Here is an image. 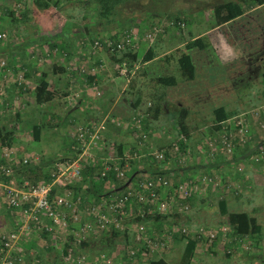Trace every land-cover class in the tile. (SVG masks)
Returning a JSON list of instances; mask_svg holds the SVG:
<instances>
[{"label": "rangeland", "instance_id": "1", "mask_svg": "<svg viewBox=\"0 0 264 264\" xmlns=\"http://www.w3.org/2000/svg\"><path fill=\"white\" fill-rule=\"evenodd\" d=\"M20 1L23 0H0V33H4L6 35L5 39L0 40V47H6L5 43H8L9 45H16V43L23 41L24 38L25 40L28 39L29 35L26 34L27 31L23 23L21 24L20 22H15V20L17 19L27 17L25 8L20 5ZM63 1H65L63 2L64 5L62 4V6H60L59 8L54 7L52 4H50L52 11L51 18H53L51 20L53 22L50 23L49 26L44 27L50 29L36 31L37 34H35V36L44 35V33H48L52 29L56 31H61L62 27L68 29L71 27V25H78L82 27L84 21L89 19V17L91 19L90 21L92 22L93 27L97 26L98 15H95L94 11H92L95 5H89V2L87 3V1L89 0ZM229 1L232 0H133L128 4H125V11L123 12L130 17H135V23L138 24H145L147 13H152L153 15L161 13V16H163L162 21L164 23H166L167 21H177L179 18H181L180 20L186 23V27L184 29L167 28L165 35L157 37L154 42L150 43L144 41L140 44L139 48H141L139 50H147L148 48L153 47L159 54V56L157 57L158 59L151 64L152 66H154L152 67V69H154V72L151 71L150 76H142L143 73L141 70H139L137 72V75L135 76L136 80L140 77V79H138V82L141 84L143 89L142 94L145 98L144 103L146 102V98L151 95V91L152 93L154 92V95L159 96L160 94L163 95L162 92L168 89L167 87H160L158 85V87H155L152 81L155 76L158 75V73H164L169 68L168 72H170V74L178 76L179 69L177 70V67L175 70H173L175 66L173 64V60H175L176 65H178V53L175 52V50L179 46H182V42L187 37L186 35L188 30V23L192 24L191 27L194 29V32H197L201 29H206L205 27H211L215 25L216 21L213 15L214 7L222 5L225 2ZM203 15L206 16L210 22L208 25L202 24V27H200V25H197L199 24L197 20H199L201 16L203 20ZM158 19L161 20V17ZM159 20H155L154 22H157ZM147 22L148 20H146V23ZM117 31L118 29L110 32L109 34L114 35ZM206 37L209 38L208 36ZM17 38L22 39L17 40L16 42ZM86 38H88V36H86ZM58 44L60 45V43ZM17 51V49H14L11 53ZM87 51L90 52L91 57L93 58H97L98 56L102 55L101 58L105 60L106 65L104 69L105 71H110V73L112 74L111 77H121L119 73L114 70V64H112L111 61L108 60L111 59V53H109L106 48H103L98 52L90 49H88ZM44 53L45 50H36L30 55L31 62L29 58H25L23 62L21 60L22 63L18 62L17 64H12L16 61L13 60V57H17L16 53L13 54L14 56L6 53H0V59L10 60L11 64L16 65V67H23L22 64L25 63H29L31 67H34L36 65L38 66V64L40 63L41 66H39V69H41V71H39L41 72V74L52 73L54 66L59 67L58 64L61 57L58 56L54 58L55 56L51 55L50 53H47L48 56L44 55ZM214 54H216L215 51ZM165 55H172L173 57V59L171 58L168 62L169 67L166 61L159 60ZM103 56H105L106 59L103 58ZM215 61L218 62V60ZM262 63L263 61L261 62V64ZM90 66L95 67L93 72H95L96 70L103 71V69L99 65L96 66V64L94 63H91ZM44 69H47V71H44ZM149 69H151V67L148 68V71ZM260 69L261 68H258V70ZM164 74H166V72ZM202 79L205 83L206 77H203ZM210 79H215V76L211 75ZM181 85L177 89L173 88L167 90L168 97L170 96L172 99L169 106H164V108L166 109L165 114L162 113L158 119H154V117L151 118V124L153 125L154 132L152 131V127L146 128L148 132L152 133L149 136V142L147 143L148 146L145 148V150L148 152H154L164 148V145L166 147H170L176 137L175 131L179 130L177 124L175 123V119H173V117L171 116V113L180 112V110L182 109H187L190 111V115L188 118H186V123L192 129L195 127L198 128V130L194 132L192 139V143L195 145L196 151H193L190 160L191 162L197 159L200 160L201 158H203L202 156L204 154L207 155L208 152H210V149L208 148L209 146H207L206 143H203L202 140L203 137H206V135H203L205 128L200 129L199 127H202L205 124L209 126L212 125L213 120L211 117V106L213 104L214 107L215 105L228 104L230 101V97H232V95H236L234 94L236 91H240L243 96L241 98L237 96L238 99L235 102V105L231 106L240 114H250L252 113L253 108L256 107L255 105L257 104V102L260 100L259 97H257L260 94V90L264 89L262 79L253 75L244 76V78L241 79V82L237 85H235V83L227 84V82H225L224 84L220 83L216 86V88L211 89L208 87L204 88L203 86V88L199 89L200 91L198 90L195 93H192L195 90L194 87H191L189 85L187 86L186 83ZM183 87H186V92ZM153 89H156V91H158L159 93L157 94V92H155V90ZM136 93L137 92L134 91V95ZM26 98H28V100H25L27 105H24L23 107H18L19 103H17V101H15V104L14 102H12L11 104V102L8 101V105H6L5 102L4 107L6 113H0V122L5 124L9 129L17 127L16 142L14 144L15 146L13 147L15 156L17 158H21L24 155H29L34 159H37V161L35 162L36 164L32 166L34 167L45 165L43 167L44 171L49 174L54 170V164L60 161L63 157H66L67 154H69L68 147H70L71 144V137L69 136V134H67L69 133L67 131L71 129V126L69 125V123H67L68 118L66 119L69 110L66 109V106L63 103L64 101L61 102L60 99L54 100L53 103L50 104L37 106L35 103H31L29 96ZM122 98L128 103L129 95H122ZM94 100L95 99H93L92 97L90 98V101ZM143 107L144 108L142 109L144 111L148 110L149 108L146 107V105H144ZM120 108L125 110L128 109L123 108L122 106H120ZM9 109H12V112H9ZM110 109L111 106L106 104L104 107H101L95 112H97L96 115L100 114L98 115V117H100L101 119L105 118L106 120L107 118L104 130L113 136L112 142H114L115 144L124 143L125 145H127V150H130L132 146H135L133 132L130 131V128H126V131L132 132L133 138L131 137V140L129 136L122 135V133L120 132L122 126H119L117 122L115 124V122L108 120L110 119V116H108V112H110ZM92 113L93 112L87 113L86 116L89 119L83 121H94ZM260 120L261 119L259 118L254 119L255 128L253 130V133L249 134L251 135V139H249L246 144L240 147L239 152H237L236 150L232 154L226 156L221 150L218 155L219 161H229L230 164H227L226 166L222 165L214 172L213 176L217 177V186L213 184H201L198 192L195 194V198L191 200V210L188 214L180 215L178 217L174 216V218L170 217L160 224H158L159 222L157 223L154 221L144 223L139 222V220L137 221V223L143 224L146 229L150 228L152 231V234H150V236L156 237L157 235H159L160 238L161 234L159 232L163 230L167 233H177V235H180L178 233L181 226H185L193 231L198 227H211L215 230H219L221 226L224 229L227 228L226 224L228 214L225 211H223V214L221 213L219 204L220 201L226 200L232 208H229L230 211L240 209L246 210L250 213L253 212L259 219V223L264 226V183L262 177L264 176V154L258 151L256 147L257 144H261V142L264 141V130L260 127ZM119 123H125V121L119 120ZM34 125L42 126V138L38 142L33 138ZM158 134L161 135L159 143L157 141L159 139L157 137ZM197 146H200V149L202 146L205 147V152L200 155L201 150H198ZM115 147L117 148V146ZM244 152H249V155L245 157V163H237L232 165L231 162L235 160V155L239 153L242 155V153ZM5 153L6 147H0V161L2 160V157L5 156ZM132 162L130 164L129 171H133L134 167H137L138 169H149L153 163L149 162L148 160ZM167 164H169L167 166L176 167L178 171L181 169V166H179L180 164L177 163L173 158L168 161ZM248 166H256L263 169L262 171H257L251 174L252 171H250V167ZM15 169H17V171L14 173V177L17 178L18 181L17 185L26 180L31 181L28 178L30 174L29 172L21 170L20 167ZM195 176L199 178V182L202 183V177L205 175L202 176L195 174ZM174 180L176 181L179 179H176L174 177ZM185 180L186 177L180 179L179 181ZM0 181H2V179ZM3 196L4 187H1L0 243L1 235L14 231L17 228L16 230L21 235V238L18 241L16 247L18 248V250H20V252L25 253V256L23 255L24 258L22 257L25 264H133L129 262L126 257L122 258L121 253L118 255L119 251L117 252V249L113 253L109 254L108 244L110 242L107 241V243H103V240L97 239L98 237L102 236L103 231L108 234L109 238H111L110 236L115 232L113 229L102 230L98 232L97 235L101 236L94 237L95 239H97L95 243L97 244V246L95 244L93 246L95 250L91 251V248L86 247L83 252L81 251L79 254L75 255L72 249L68 250L66 248V244L70 243V239L72 238L79 243L81 242L78 240L80 238L75 236L74 231H70L71 235L67 236L65 234L66 236H64V234H61L59 237H53V239L48 236V234L41 233L42 231L36 227V225L30 218L23 216L25 219H20L18 217L21 215H18L16 219H13L11 216H9L8 211L4 206ZM174 213L176 212H173L172 214ZM135 222L136 219H133L130 232L123 230L120 232L122 233L120 238L112 240L118 242L119 248H123V243L127 239V235H129L132 240H134V237L139 235L138 231L136 230L137 225ZM84 237L85 236H82V242L85 239H88V237ZM91 239H93V236L91 237ZM166 240V247L163 250L159 251L160 253L152 252V254H150L148 252L143 253L141 250H138L137 253L141 254L142 257L137 259L134 264H149L153 257L164 258L168 264H179L185 247L184 240L181 236H179L177 239L168 236ZM32 242H35L36 245L32 249H30L29 247ZM257 245L258 248L252 251H247L248 249L245 245L243 247V250L238 248L235 250L236 252L234 255L229 256L228 252L230 251V247H228L227 241L223 240V237L220 236L218 240L211 242L201 240L199 242V246L195 254V259L192 264H264V246L262 243V239L258 240ZM130 246H133V241ZM34 248H37L39 252L38 255ZM260 249L263 251H261ZM255 251H260L262 252V254H257L254 257H247L250 252ZM59 254L60 256H58ZM39 255L41 257H39ZM12 257H17V254L11 251H7L5 253L0 252V264H9L8 261L12 259Z\"/></svg>", "mask_w": 264, "mask_h": 264}, {"label": "built area", "instance_id": "2", "mask_svg": "<svg viewBox=\"0 0 264 264\" xmlns=\"http://www.w3.org/2000/svg\"><path fill=\"white\" fill-rule=\"evenodd\" d=\"M139 25L135 23L126 29L117 41H113L110 37H105L104 42L99 39L90 41L89 38H86L81 41V44L96 51L100 50L105 43L111 53H121L136 49L144 41L154 42L157 37L165 35L167 28L184 29L186 27V23L181 20L167 21L166 23L159 20L150 23L146 29H144V25ZM5 38L6 35L0 33V40ZM50 54L56 57L65 53L54 49ZM12 64L10 60L0 59V96L2 97L6 93L5 84L15 86L23 93L27 92L30 86V82L26 78V70L19 69L14 73L16 65ZM119 73L123 77H130L129 73L133 75V70L129 71L126 64H123L119 68ZM97 95L101 97L102 92L98 91ZM18 99L17 103H19ZM255 118L261 119L260 127L264 130V106L253 109L250 114L242 113L226 121L222 132L204 141L209 146L210 152L207 155L204 154L203 159H214L221 150L224 155H230L238 149V146L246 144L251 139L249 134L253 133L255 128ZM144 120V113L139 111L133 117L132 124L118 123L124 130L130 128V131L135 134L134 149L124 152L123 155L119 154L115 144H108L103 135L104 122L76 123L69 132L71 137V145L68 147L69 154L54 164L49 181L37 184L26 180L17 185V178L14 177V173L17 171L15 168H28L36 164L37 159L29 155L17 158L14 148L6 147L5 156L0 161V178L2 179L0 185L4 187V203L11 209H15L13 213L16 214V218L18 215H21L18 217L20 219H25L23 216L30 218L42 231L41 233L48 234L51 238L59 237L61 234L71 235L70 231H74L75 236L80 238L79 241L83 240L82 236L86 238L97 235L102 230L113 229L130 232L132 221L136 219V230L139 235L134 237L133 246H130L132 248H127L128 257L135 258L138 250L143 253H147L146 250H148L150 254L152 252L160 253L159 251L166 247L167 240L146 236L147 229L143 224L137 223V219L145 217V212H151V209L164 215L173 212L181 215L188 214L191 210L189 201L195 198L201 184L217 186L218 182L217 177L213 175L203 176L202 183L194 175L187 176L185 181L176 182L175 174L171 177L166 175L148 176L146 172L130 179L128 175L132 161L140 162L143 159H149L162 163L167 159V152H170L172 155H176L174 160L182 166L189 162L193 154L190 147L181 153V148L176 143L168 150L162 148L154 152L146 151L145 148L148 146L147 143L152 132L147 131ZM180 139L186 141L184 135ZM188 144L190 145V141ZM205 150L203 147L200 155ZM260 152L264 154V146ZM92 164L98 167L94 181L95 179L105 180L108 182V189H115L122 183L129 184L121 190V193L114 194V197L107 201L87 202L85 197H82L83 192H78L85 190L83 172L88 168L87 166L93 167ZM56 188L61 191L53 196L52 192ZM79 188L82 190L77 191L76 189ZM226 227L223 229L220 226L219 230L211 227H198L193 231L183 226L180 227L179 232L192 233L195 238L202 241H215L219 236L226 241L227 234L231 232L230 227L228 225ZM16 229L1 235L0 252L11 251L17 254V257H12L8 261L9 264H18L23 261L22 252L16 247L21 238ZM241 241L242 247L246 245V248L249 249L247 239Z\"/></svg>", "mask_w": 264, "mask_h": 264}, {"label": "trees", "instance_id": "3", "mask_svg": "<svg viewBox=\"0 0 264 264\" xmlns=\"http://www.w3.org/2000/svg\"><path fill=\"white\" fill-rule=\"evenodd\" d=\"M47 2H49L50 4H52L53 6L59 8L60 5L62 4V0H46ZM133 0H89L87 1V3L89 2L90 4L95 5V7L92 9V11H94L95 15H98L97 21L98 24L96 27H93L92 22L90 21V17L89 19L85 20L83 23V26L80 27L78 25H71L70 28H68V32L65 31H60L58 34L60 36H63V42L59 45L55 39H53V37H49L48 35H37L34 36L33 38H28L24 41H21L19 43H16V45H7V47H0V53H11L14 49H17L19 51H22V49H26L27 47H31V46H44V45H48L50 48H54V47H58L60 46L62 49H64L65 51H69L71 50V43H70V37L72 35V33L75 32V30H77L80 34L84 35V36H88L90 41H93L94 39H99L101 40V42H104L105 37H110L113 41H117V39L121 36V34L128 29L129 27H131L133 25V23H135L136 19L135 17H130L127 14H125L123 11H125V4H128L129 2H132ZM254 4L256 6H261L264 5V0H253ZM245 13L242 5H240L239 3L236 2H229V3H225L219 6L214 7L213 9V15L215 17V21L217 23V25H223L225 23H228L232 20H235L241 16H243V14ZM146 19H145V24H144V29H146L148 27V25L152 22H154L155 20H159L158 18L162 17L161 13H157V15H153L152 13H147L146 14ZM158 17V18H157ZM170 18V16H169ZM172 18V16H171ZM179 18V17H177ZM181 18H179L177 21H179ZM146 20H148V22L146 23ZM185 20V19H184ZM182 21V20H181ZM188 22V21H186ZM115 28V29H114ZM116 34L114 35H110V32H113L114 30H117ZM86 30V31H85ZM103 47L100 48V50H102L103 48H106V44L103 43ZM6 46V45H5ZM86 48V47H84ZM141 48V47H140ZM139 47H137L136 49H130L127 51H123L121 53H111L109 51V53H111V63L114 64V70L119 73V68L123 65L126 64L127 69L129 71L133 70L136 66H138L140 63V65L145 64L149 61H152L154 59H156L159 54L158 52L155 51V49L153 47L148 48L147 50H139ZM193 49H198V50H205V51H210L213 55H214V48L212 46L211 41L209 40V38H207L206 36L197 38L193 41H190L189 43H187L186 45H184V47L178 48L175 50V52L178 53V58H177V63L178 65H176L175 60H173V65L175 70L177 67L178 71V76H175L173 74H170L169 68L165 71L166 74L164 73H158V75L155 76V78L153 79V83L155 85V87H167L169 90L173 89V88H178L180 87L181 84L186 83L187 86H191L194 87V91L192 93L197 92L200 88H216L217 85H219L220 83H224L225 82V76H223V72L221 71V69L219 67H214L212 70H206V72H203L199 66V64L197 65V61L193 58V56L191 55V53H189V51L193 50ZM50 50V49H49ZM63 50V51H64ZM97 52L99 50H96ZM15 53V52H14ZM173 55V54H172ZM172 55H165L163 56L161 59L159 60H164L166 61L168 67L169 64L168 62L170 61V59L172 57ZM157 60V59H156ZM23 61V60H22ZM23 67H25L27 69V64H22ZM21 67V66H20ZM150 66L147 65L146 67L143 66V75L142 76H150V72H154V69H149L148 68ZM24 68V69H25ZM141 69V68H140ZM15 70V69H14ZM138 69L135 70L134 75L131 76V73H129L130 77H123L124 79H128L130 82L129 84V91H127V94L129 95L128 98V107H124V108H129L126 111H128V116H121L119 117L122 121H125L127 123L132 124L133 121V117L137 114V112L141 111L142 113H144L145 115V120H144V124H146V128L148 127H152V131L154 132V128L153 125L151 124L152 119L154 117V119H158L159 116L164 113L165 114V108L164 106H169V104H171V102L167 99L168 97V93L167 90L162 92V94L158 95H154V92L152 93L151 91V95H149L146 100L148 99V101L151 100V102L148 103H144V95L142 94L143 89L141 84L138 82V79H140V77L136 80L135 76L137 75ZM211 75L215 76V79L211 80L210 77ZM28 77L27 74V70H26V78ZM203 77H206V82L204 83V81L202 80ZM46 75L42 76L40 81H38L36 84L35 89L32 91L33 96H34V101L35 104L37 106H43L46 104H50L53 103V101L56 99V94L55 91L52 89L51 84L47 81L46 79ZM262 81L264 84V71L262 72ZM158 85V86H157ZM182 87V85H181ZM185 89V92L187 91L186 87H183ZM151 90V89H150ZM157 94L159 93L158 91H156ZM262 90V89H261ZM260 90V94L257 96L259 97V101L264 103V89L261 92ZM28 91H30L29 89H27V93ZM134 91L137 92L134 95ZM200 91V90H199ZM186 94V93H185ZM234 94L236 95H232L233 98L237 99V96L239 98H241L243 95L240 93V91H236ZM250 102V101H249ZM146 105V107H149L148 110H143L142 108H144L143 106ZM235 105V102H233L232 100L229 101L228 104H220V105H215L214 104L211 106V117H212V125H204L202 127H199L200 129H204L203 135H206V137H203L202 140L205 141L207 139H210L212 137H214L217 133L222 132L224 129V124L226 123V121H228L229 119H231L232 117L238 116L240 115V113L236 110H234L232 108V106ZM256 106V105H255ZM257 107V106H256ZM255 107V108H256ZM253 108V109H255ZM19 115V114H17ZM190 115V111L187 109H182L180 110V112H173L171 113V116L173 117V119H175V123L178 126V131L179 134L176 135L174 142L171 144L170 147H166L164 145V148H166L167 150L170 149L173 144H179L180 148H181V153H184L186 148L190 147L192 152L194 151V149H192V147L188 144V142L193 139V132L197 131L198 128H191L189 127V125L186 123V118H188ZM119 120V119H118ZM118 120L116 121L118 123ZM115 122V123H116ZM76 125V123H73L71 125L74 127ZM42 126L41 125H34L33 127V138L35 141H40L41 140V132H42ZM73 129V128H72ZM16 130L17 127L15 128H7L5 124L0 122V147H10L13 148L16 142ZM133 135L135 136L134 132ZM184 135V137L186 138V141L183 139L179 138ZM107 139V138H106ZM108 144L112 143L115 144L114 142H112L111 140H108ZM264 143V141L261 142V145ZM135 144V143H134ZM71 145V144H70ZM115 146H117V150L119 151L120 155H123L124 152H129V150H127V145H125L124 143H119V144H115ZM134 149V146L131 147V150ZM258 149V147H257ZM240 150V146H238L237 152H239ZM196 151V149H195ZM251 151V150H250ZM258 151H261L260 149H258ZM249 155V152H244L242 153V155L236 154L235 155V161H239L244 159L245 157H247ZM65 157L62 158V160ZM175 159L176 155H172L170 152H167V159L166 161H163L162 163H157L155 161L149 160V159H143V160H148L149 162H153L151 167L148 169H138L137 167L133 168V171H129V178L133 179L136 178L137 175L141 174V173H145L148 176H155V175H166L168 177H171L173 174H176V172L179 171H184L187 169V165H190V163L186 164V165H179L181 166V169L178 171V169L176 167H171V166H167L169 164H167L168 161H170L171 159ZM133 163V162H132ZM157 163V164H155ZM199 165L201 166H211L215 168H219L222 165H225L227 163H229V161H224V160H220L218 156L216 158H210L208 163H202V161L198 160ZM230 164V163H229ZM93 167H89L84 170L83 175H84V179H83V186H85V190H82V188L76 189L77 191H80L78 193H82V197H85V200L87 202H98L100 200H108L111 197H114V194H119L121 193V190L118 191V189H120L121 187L125 186V183H122L120 185H118L117 188L115 189H108V182H106L105 180H96L94 181V178L98 170V167H96L94 164H92ZM45 165H41V166H30L28 168H22L21 170L23 171H27L29 172V179L32 181V184H37L40 182H47L51 179V173L47 174V172L44 171V167ZM198 167V166H197ZM28 169V170H27ZM20 170V169H19ZM215 171H211V173L214 174ZM211 174V175H213ZM61 190H59L58 188L54 189L52 192V195L54 196L56 193H60ZM192 200V199H191ZM191 200L189 201V203H191ZM85 201V202H86ZM5 208L8 211V215L11 217H14V219L16 218V215H14L13 212H15V209H11L10 207H8L5 203H4ZM220 210L221 213L223 214V211H225L228 214V218H227V225L230 227L231 232L227 234L226 236V241L228 243V247H230V251L228 252L229 256H232L235 254V248H241L242 247V241L245 238L252 240L254 242V244H258V240H260L261 238H263L264 234H263V226L259 223V219L255 216V213H250L246 210H229L232 209L230 207V204L227 203L226 200H222L220 201ZM147 209V208H146ZM146 215L145 217H141L138 218L137 220H139L140 222H144V223H148L149 221H154V222H159L158 224L166 221V219H169L170 217L174 216H180V213H174V214H160L158 211L151 209V212H145ZM183 227V226H181ZM114 234L111 235L109 238L108 234L106 232L103 231L102 236L101 235H93V239H91L92 236L88 237V239H85L83 242L81 241L80 243L78 241H76L75 239H70L71 242L66 244V248L68 250H71L75 253V255L79 254L81 251L83 252V250L88 247L91 248L92 250L94 249V244L96 243L97 239L103 240V243H107L110 242L108 244V250H109V254L113 253L116 249L118 252V255L121 253V257L124 258L126 257L127 260L131 263H135L137 259L141 258L142 255L138 254L136 255L135 258L130 259L128 257V253H127V248L130 246V244H132V239L131 237H129V235H127V239L124 241V246L123 248H119V244L118 242L112 241L113 239H117L120 238L122 233H120L121 231L118 230H114ZM129 232V231H127ZM161 235L160 240H166V238L169 237H173L175 239H177L179 236L182 237V239L185 242V247L182 253V257L180 260L179 264H192L194 259H195V254L197 251V248L199 246V242L201 241V239L199 238H195L193 236L192 233L190 234H184L179 232L177 235V233L171 234V233H167L164 230L159 232ZM146 236L150 237V234H152V231L150 228L147 229L146 231ZM175 235V236H174ZM95 236H101L98 237L97 239H95ZM113 237V238H112ZM115 237V238H114ZM156 237H159V235H157ZM220 237V236H219ZM218 237V238H219ZM91 240V241H90ZM218 240V239H217ZM123 242V241H122ZM73 243V244H71ZM35 242H32L30 244V249H32L35 246ZM97 246V244H95ZM255 245V246H256ZM258 246V245H257ZM256 246V247H257ZM36 250L37 255L39 254L37 248H34ZM65 249V248H64ZM145 249V248H144ZM51 250V249H49ZM105 250V249H103ZM126 250V251H125ZM146 250V249H145ZM148 253L149 251L146 250ZM245 251V250H244ZM252 251V250H251ZM64 252V251H63ZM65 253V252H64ZM125 253V256H124ZM127 253V255H126ZM25 253H21V256L24 258ZM257 255V252H250V254L247 257H254ZM60 256V254L58 255ZM108 256V255H107ZM31 257V256H30ZM39 257H41L39 255ZM109 257V256H108ZM251 259V258H250ZM25 260V259H24ZM18 264H25L24 261L22 263H18ZM149 264H168L167 261L164 258H159V257H153L150 261Z\"/></svg>", "mask_w": 264, "mask_h": 264}, {"label": "crops", "instance_id": "4", "mask_svg": "<svg viewBox=\"0 0 264 264\" xmlns=\"http://www.w3.org/2000/svg\"><path fill=\"white\" fill-rule=\"evenodd\" d=\"M63 2L65 1L62 0V4ZM229 2H236L242 5L245 11L243 16L235 20H232L228 23H225L223 25H217L216 23L215 25L211 27H205L206 29H201V30H198L197 32H194V29L191 27L192 24L188 23V30H187V35H186L187 37L182 42L183 43L182 46L186 45L190 41H193L197 38L208 36L216 52L214 56L210 51L198 50V49H193L189 51V53H191L193 58L197 61V65L199 64V66H201L200 69L202 71L205 69L203 72H206L207 69L212 70L214 67H219L221 71L223 72V76H225V82H227V84L235 83V85L240 83L241 79L244 78V76L246 75L259 74L256 77L262 79V72L264 71V5L256 6L253 0H232ZM229 2H225V3H229ZM62 4L60 6H62ZM20 5L23 8H25L27 17L17 19L15 20V22H20L21 24L23 23L27 31L26 34L29 35L28 38H33L35 34H37L36 31H43L45 29H50V28H44L46 26H49L50 23L53 22L51 20L53 18H51L52 11H51V6L49 2H47L46 0H23V1H20ZM201 17L199 20H197V22L199 23L197 25H200V27H202V24L208 25L210 21L207 19V17L204 16L203 20ZM139 26H143V24L140 23ZM67 30L68 29H66L65 27H62L61 29V31H65V32H68ZM59 32L60 31H56L52 29L50 32L44 33V35L53 37V39H55L57 43L61 44L63 42V36H60L58 34ZM20 39L22 38H17L16 42L17 40H20ZM83 39H86V36L80 34L77 30H75V32L72 33L69 39L71 43V46H70L71 50L69 51L67 50L65 51L60 46L50 48L48 45H44V46L38 45V46L27 47L24 50L22 49V51L15 52L17 54V57L16 56L13 57L14 58L13 60H16L15 62H13V64H17L18 62L22 63L23 61L21 62V60H25V58L27 59L29 58L30 60V55L36 50L37 51L45 50L44 55L46 56H48L47 53H50L54 49H59L61 50L62 53H65V54L58 55L61 57L59 64H58L59 67L54 66L52 73L41 74L40 72L41 69H39V66H41L40 63L38 64V66L36 65L34 67H31L29 63H27V66H26L27 69L25 67L17 66L14 70V73L19 71V69L27 70V74H28L27 79L30 82V86L28 89L30 91H28V93L27 92L23 93L19 91L15 86L5 84V90H6L5 96L4 97L0 96V113L1 114L6 113L5 107H4L5 102H6V105L8 101H10L11 104L12 102H14L15 104V101L17 100V98H19L18 107L19 106L23 107L24 105H27L25 100H28V98H26L28 96L30 97L31 103H35L32 91L35 89L37 85L36 83L40 81L41 77L46 75L47 77L46 79L51 84L52 89L56 90L55 100L60 99L61 102L64 101L63 103L65 104L66 109L69 110L66 119L68 118L67 123H69L70 126L73 123L85 122L83 120L89 119L86 116V114L89 112H93L92 116L94 117V121L99 122V123L104 122V126H105L107 118L106 120L105 118L101 119L100 117H98V115L100 114L96 115L97 112L95 111L100 109L101 107H104L106 104L111 106L110 112H108L109 114L108 116H110L109 117L110 119H108L109 121L116 122L118 119L121 120L119 117L125 116V115L128 116L129 114L128 111H126L125 109H121L120 106H122L123 108L128 107V103L122 98V95H125V94L126 96L128 95L127 91H129L130 81L128 79L125 80L122 77H117V76L111 77L112 74L110 73V71H105L104 69L106 65H105V60L101 58L102 55L100 56L97 55L98 56L97 58L91 57L90 52L87 51L88 47L84 48V46L81 44V41ZM24 40L25 38L23 39V41ZM7 44L8 43H5L6 47H7ZM182 46H179L178 48H181ZM15 53H11L9 55L14 56L13 54ZM103 58H105V56H103ZM156 59L149 61L145 64L136 66L133 70V75H134L135 69H138L137 72L139 70L143 72L142 70L143 66L146 67L147 65H149L150 67H154L151 64ZM108 60L110 61L111 59H108ZM215 60H218V62ZM262 61L263 63L261 64ZM91 63L96 64V66L99 65L103 69V71L96 70L95 72H93L95 67L90 66ZM258 68H261V69L258 70ZM44 71H47V69H44ZM98 91L102 92L101 97H98L97 95ZM91 97L95 100L90 101ZM76 98H77V101H76ZM167 99L171 102L172 98L169 96L167 97ZM237 99L230 97V100H232L233 102H236ZM113 100L114 101L116 100V101L114 102ZM148 102H151V100L148 101L147 99L146 103ZM256 106L262 107L264 106V103L258 101ZM9 112H12V109H9ZM1 114H0V117H1ZM108 116H105V117H108ZM119 120H118V123H119ZM104 128L105 127H103L104 137L112 141L113 136L110 133H107V131H105ZM71 129L68 130L67 132H71ZM120 132L124 136L125 135L129 136L130 140H131V137L133 138L132 132L130 131L129 132L126 130L124 131V129L121 128ZM175 133L176 135H178L179 131L176 130ZM192 134H194V132ZM157 137L159 138L157 140L159 143L161 135L158 134ZM263 145L264 143L262 145L259 143L257 144L256 147H258V149L261 150ZM190 146L195 151V145L192 143V139L190 140ZM202 148L203 146L201 147V149H200V146H197L198 150H202ZM197 156H200V155H197ZM245 160L246 158L239 160V161L234 160L231 163L232 165L237 164V163L242 164V163H245ZM200 161H202V163L205 164V163H208L209 159L206 160L205 158L204 160L203 158H201ZM227 164L229 165V163ZM227 164H225V166ZM215 167L216 166L214 167L204 166L203 167L199 165L198 159H197V160H194L193 162L190 161V165H187V169L184 171L176 172L175 174L176 176L174 177L180 180L187 176L188 177L193 176V175L195 176V174L202 175V176L211 175L213 174L211 173V171L217 170ZM248 167H250L249 169L250 171H252L251 174L257 171H262L263 169V168H259L256 166H248ZM262 177H263V183H264V176ZM179 180H176V182H178ZM12 218L14 219V217ZM263 234H264V226H263ZM261 239H262V243L264 246V236ZM247 241L248 243L250 242L249 249L247 251L255 250L258 248V246L254 244L252 240L247 239ZM236 249L238 248H235L234 250ZM240 249L243 250V247H241ZM257 254L260 255L262 254V252L257 251Z\"/></svg>", "mask_w": 264, "mask_h": 264}, {"label": "water", "instance_id": "5", "mask_svg": "<svg viewBox=\"0 0 264 264\" xmlns=\"http://www.w3.org/2000/svg\"><path fill=\"white\" fill-rule=\"evenodd\" d=\"M129 183H127L125 186L121 187L120 189H118V191L124 189Z\"/></svg>", "mask_w": 264, "mask_h": 264}, {"label": "flooded vegetation", "instance_id": "6", "mask_svg": "<svg viewBox=\"0 0 264 264\" xmlns=\"http://www.w3.org/2000/svg\"><path fill=\"white\" fill-rule=\"evenodd\" d=\"M253 75L257 76L258 74H253Z\"/></svg>", "mask_w": 264, "mask_h": 264}]
</instances>
